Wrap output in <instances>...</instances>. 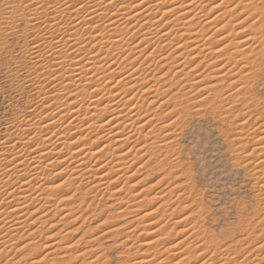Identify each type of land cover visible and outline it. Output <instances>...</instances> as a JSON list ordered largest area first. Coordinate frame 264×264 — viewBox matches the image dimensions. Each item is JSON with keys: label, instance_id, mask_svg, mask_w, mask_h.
Wrapping results in <instances>:
<instances>
[{"label": "rangeland", "instance_id": "1", "mask_svg": "<svg viewBox=\"0 0 264 264\" xmlns=\"http://www.w3.org/2000/svg\"><path fill=\"white\" fill-rule=\"evenodd\" d=\"M75 1L76 0H72V2L70 1L71 3L69 2V4L74 5L76 3ZM206 2L208 5L211 3V0H208ZM11 5L14 6L13 4H11ZM5 6H6V4H5L4 0H0V36H2L6 31L5 25L7 22H3V17H2V15H4L3 11H5ZM253 9H255V8H253ZM46 10L47 11L44 13L45 16L43 15V17L37 19L38 21L36 20V23L31 22L30 24L34 27L37 25L36 26L37 28H44L45 23L41 24L40 21L46 20L53 13V10L52 11H50L48 9H46ZM210 13H211V11H209L208 16L210 15ZM47 21H48V19H47ZM27 24H29V23L25 19H16V20H14V22H12V24L11 23L7 24V25H10V29H8V30H10L12 33V39H10L8 41V43L12 45V48L9 52V55H11L12 52L19 46L18 42L21 40V36L19 33H23L25 36H27V34L30 30V28L27 27ZM40 24H41V26H39ZM216 24H218L217 21L215 23H212L211 26L208 25L206 27L209 30L208 33L212 32L216 28V26H215ZM31 25H30V27H31ZM17 29H19V33L16 31ZM24 29L26 30V32ZM219 30L221 31V29H218L217 31L219 32ZM22 31H24V32H22ZM217 31L213 35V37H216L219 35ZM258 32L256 31V33L254 35H259ZM127 38L128 37H126V39ZM134 38L137 39V37H134ZM13 40L17 41V43H13ZM129 42H131V41L128 40L127 43H129ZM131 44H133V43H131ZM129 45H130V43L128 44V47H129ZM126 47H127V45H126ZM126 47H124V48H126ZM27 48H28V44H27V41L25 40L24 41V47L20 49V52L25 56L26 59L28 57V53L25 52L27 50ZM66 48H67L68 52H70V53L74 52L73 48H69V47H66ZM107 48L108 47L106 46V47H104L103 50L105 51V50H107ZM167 48L168 47H163V49L161 51L155 53V54H159L157 56V59L155 58L156 59L155 62H157V64L160 66L159 71H156L155 70L156 68L154 69V71L151 70L155 66H153L152 63H151V65H150V63H147L146 62L147 60L145 61V59L141 60L142 64H141V62L139 64H137L136 69H134V70H138L137 68H142V66L144 64V66H147L146 67L147 71H149V70L151 71V74L149 72L147 73V71H146L147 75L148 76L150 75L149 77L152 78V73H154L155 77L157 78V75L160 72V70H165V69L167 70V67L169 66L170 63L174 64L177 61L175 63V64H177L179 61L182 62V59H180V60L175 59L174 62H167V61H171L169 59L168 60L161 59V60L157 61L161 52L168 50ZM259 49H261V50L259 52L256 51V53H255V57L257 58L256 59L257 61L251 60V63L253 64V66L255 68L258 67L256 69L260 68L259 58L262 55L261 53H264V43H261V46L259 45ZM111 50H113V49H111ZM111 50L109 49V51L102 53V57L100 55L101 59L98 63L99 64L101 63V65H103V67H102L103 70L104 69L105 70L101 71V69L98 68V69H100L101 72L100 71H97V72L100 74H103L106 72L105 75L110 74V70L113 69L111 66L115 65V63L113 65H111L110 67H107V65L112 62V59L118 60V58H120L119 59L120 63L117 62L116 63L117 66L115 65L116 67L114 66V68H118V69L121 68L123 70L122 72L125 71L127 73V70L131 68V63L133 61H134L133 63H135V60L137 59L138 56L136 55V58H134L135 57V56H133L134 53L128 55L127 51H126V54L124 51V53L122 52L120 55L118 54L119 55V57H118L116 51L113 50V52H111ZM256 50H258V49H256ZM144 52L146 53L148 51H143L139 55L138 59L140 58V56H142V54ZM113 53H115L116 55L115 54L113 55ZM124 54L128 55V56H125L126 57L125 58L124 56H122ZM131 55H132V58H134L135 60L131 59V57H130ZM110 56H112V57L114 56L116 59L112 58ZM174 56L175 55H172V57H174ZM128 57H130L131 62L128 61L129 60ZM150 58L151 57H148L147 59L149 61H151L152 58L151 59ZM3 59H4V54L2 51V46H0V60H3ZM13 59H14V56H13ZM101 60H103V61L101 62ZM121 60H123V61L126 60L125 61L126 63H124ZM122 62H123V64H122ZM203 62H207V61L201 59L199 62L198 68H196L195 71L191 70L190 73H192V74L189 77H186L184 75L181 76V73L180 74L178 73L180 75V77L178 79V76H179L178 74H177L178 76L176 75V77H175V75L172 76L173 74L171 72L167 73L166 74L167 76L161 75V73H159L160 74L159 76H161V77L158 76L157 81H154L155 80L154 78L150 79L148 77H144L146 75V73L145 74L139 73L138 79L140 82L143 81L144 79H147V82L153 81L151 84H150V82H148L147 83L148 86H149V84L151 86L153 84L154 88H159L160 91H164L165 88L167 89V87H168V86L166 87V85L169 83L167 81H169L171 78H174V79L176 78L175 80L174 79L173 80L175 82H178V83H175L174 86L172 87V88H177L176 94L180 95L181 93L184 92L188 96V98H190L193 91H196V95H199L200 90L199 91L195 90V89H197V87H196L197 85H201V87H202L204 85L203 83L207 84V82H208L207 78H204V75L202 78L201 74H207L210 71L211 72L214 71L213 74H215L217 72V71H215L216 69L219 70L220 68H222L220 63H219L220 65L218 63L217 64H210V62L208 61L207 63H205L204 66H202L201 64ZM121 64L124 66H121ZM126 65H128V66H126ZM140 65H142V66H140ZM210 65L212 68L210 67ZM125 66L127 67V69ZM182 66L185 67L184 63L182 64ZM186 66H188V65H186ZM216 66L219 69L216 68ZM19 67L21 69V71L19 73H16L15 69H12V72H13V74H15L17 76V79L22 80L24 82L26 87H20L19 89H13L8 83V76H7L6 70L3 68L2 65H0V139L5 138L7 136V134H10L11 132L13 133V130H14L13 125L16 123V121L18 119H21L24 116L26 117L27 120H29V119L32 120L34 118L32 116L33 112L28 111L29 106H31L34 109L37 107V109H38V104H39L38 101L40 100L41 97H45V98L47 97L46 99H50V97L53 98L56 96V91H54V84L56 83V81L49 83V84L47 83V86L45 85V87H43L42 84H39V82H37L38 78L35 77L36 73L40 74V72H42L41 76H43L44 78L47 76V77H49L48 79H52V77H51L52 75L48 76L47 72H45L46 70L33 72V66H32V63L30 61L27 63L26 66L21 64V65H19ZM207 67H210V68H207ZM94 68L97 69L96 66ZM187 68L188 67H186V70H187ZM64 69L66 71H64ZM197 69H199V70H197ZM206 69H207V71H206ZM70 70H71V67H69L68 65H65L61 71H62V73H66V75H68ZM196 72L198 74H200V76ZM220 73L223 74V73H225V71L220 72ZM251 74H250L251 78H249L248 76L243 77L244 79H247V82H248V80L250 82L249 84L246 82V80H245L246 83L244 82L245 87L243 89V91H244V97L243 98L247 99L248 101L251 102V106L253 107V110L258 114L256 120H254L253 123H256L257 125L260 124V125L264 126V120L261 121V119H260V117L264 116V109H262V107H261V101H262V98H264V97H262V94H264V81H262L259 78L257 72L254 71ZM169 75H170V77H169ZM209 75L211 76V74H209ZM41 76H39V79H42ZM100 77H101V75H100ZM164 77H166V78H164ZM86 78L87 77H85V79L83 81H86L87 79H89V78H87V79ZM91 78H95V76H93ZM196 78H198V79H196ZM185 79H187V80H185ZM92 80H94V79H92ZM92 80L86 81V83H88V82L90 83V82H92ZM199 80H200V82H199ZM226 80H228L227 77L225 78L224 81H226ZM81 81L82 80H79V81L77 80V82H76V80L75 81L73 80V81L66 82V83H70V84L72 83L71 87L69 89L65 90V93H67L68 91L71 92V94L73 96L72 99L73 98H77V99L83 98L82 94H84V93H85L84 98L91 96L90 92H87L85 90L88 87L87 86L88 84H84L85 82L81 83ZM135 81L137 82L136 79H135ZM174 81H172V82H174ZM32 82L34 84H32ZM97 82H99V81L96 80V83ZM191 82L194 83L193 87H192L193 89L191 88L189 90V88H190L189 86H191V84H192ZM77 83H79V84H77ZM81 84H82V86H81ZM177 84L179 85V87H176ZM32 85H33V87H32ZM38 85H41V87L43 88V89L41 88V90H42L41 93H39V91L36 90V89H38ZM76 85H78L77 89L80 88V86H81V88H82L81 90H83V89L84 90L83 91H81L79 89L76 90L75 89ZM83 85H86V86L83 87ZM220 86H217V87L221 88L220 89L222 91L221 95H223L225 93L226 89H231V88L226 87L225 82L222 83ZM153 87H151V88H153ZM160 87H163V88L160 89ZM181 87H183L185 89H183L182 92L179 93L178 90H180ZM72 88L75 90L76 93L74 92V90ZM78 91L80 92V94ZM86 92L88 93L89 96L87 95ZM65 93H63V94L66 96L67 94H65ZM43 94H44V96H43ZM64 95H60V93L59 94L57 93L56 97L61 99L60 97H63ZM159 96H162V94ZM193 99H194V97H193ZM231 99L232 98L229 97V102ZM238 99H240V97H237V99H233L232 103L234 105H236ZM165 102H166V99H165ZM165 104H167V103H165ZM150 106L151 105H149V108H150ZM162 107H163V105L161 106V108ZM239 107H241V106H237V108H239ZM37 109L35 112H38ZM153 112H155V111H153ZM18 113H19V115H18ZM249 114L251 115V113H249ZM27 115L29 118L27 117ZM20 116H22V117L20 118ZM195 119L197 121L199 128L203 132L205 140H204L200 150H196V149H193L192 147H190V145H191V139L190 138H183L182 137V143H184V147H185V151L183 153V158L192 160V170L195 173L194 177L189 178L191 181L190 183L188 181H184L183 183H180V180L182 179V177L173 176L172 179H169L168 184H163V181L166 178H168L169 176H172V172L169 169L165 173L164 176H160V174H159L160 169L158 167L160 161L157 163V165H153L152 167H147V165L150 163V161H145V164L143 166H137L138 162L141 159H143L142 156L147 155L149 152L153 153L152 154L153 157H155L157 155V154H154L153 149H152L153 151L151 149H149V148H151L150 146H148V145H150V143L144 142V144L139 143V144L134 146V148L136 150L135 152L133 149H131L129 147L126 149V150H129L128 151L129 154L126 156L125 161L127 163L124 165L125 168L123 165H121L120 169H122L121 167H123L124 169L121 171L118 169L116 171V172L120 171L119 176L115 175L114 172L111 174L112 176L114 175L116 177L115 178L113 176L115 178V181H114V178L111 181L106 180L107 178H103V179H101L102 181H99L97 183L98 185H93L94 179L89 181V183L88 182L85 183V179H87L86 178L87 173L85 172L86 169L85 170L79 169V171H80L79 173L75 172V173H77V176L79 175L78 180H79L80 176L84 178L83 180L80 178L84 182L79 180V186H77L75 188V190L77 192H79V194H80L79 200H77L73 204L69 203V205H67L68 202H66L65 197H63L62 195H65V193L67 194L68 189H60V191L56 194V195H58V197L60 196L56 202V203H59L57 205L58 207L55 206L56 203L55 204L52 203L51 199L53 198V196H51V195H49L51 197V199L48 196V199L46 200L48 203L45 200H44V203L46 202L45 204L43 203V201H41L40 204L42 205V203H43V206H44L46 212L49 211V214H47V216H45V218L43 217L46 220L45 221L46 223L42 224V227H40L42 234H43L45 225L50 226L48 231L51 230V226H54L58 229V231L55 233V235L59 236V240L55 244H52L49 246L50 247V253L49 254L52 256L53 261H56V262L63 261L64 264H75V261L77 259H80V264H110L111 258H113V260H114L115 256H116V252L113 251L112 253H110V250H114L116 247H123L125 244H127V247L124 248V253H123L126 264H127V262H131V264H141L142 260L145 262V263L142 262L144 264H152L153 260H156V259H159L158 264H173L172 258H173L174 252H176V251L172 250L171 255L164 254V257L160 256V252L164 249H170V247L171 248L173 247L172 249H174V248L176 249V246H177L176 244H175V247H174V244H172L173 246L171 245V243L174 242L172 239H175L176 237H177L176 238L177 240L180 239L179 236L183 235L184 231H186V230L191 232L192 234H198L197 238L203 237L204 242L207 243L209 246H211L213 243H217V244L222 243V241L219 239L220 236H224V238L227 239L229 235H235L238 229L242 231L245 228H249L247 220L250 219L254 215H257L261 212H264V209L261 207V205H258V199L261 197V192H259V190H258V188H259L258 183H260V182L256 183L255 178L257 179V177H255L254 175L251 174L252 171L250 172V166L248 169H246L245 167L244 168L238 167L237 165L241 161L233 159L232 143L225 139L226 133L224 135H221V133L224 132L223 114L219 113L218 107H214L211 112H209L207 110V108H205L203 113L200 116L195 117ZM257 130H259V129H257ZM248 133H250V134H248L249 136H255V133L253 131H251V126L249 127ZM258 134H259V132H257V135ZM140 138L142 140L141 136H140ZM83 139H84V137H82V140ZM156 140L158 141L157 138H156ZM96 143H94V146L96 145ZM198 143H199V141H198ZM245 143H248V141L245 140ZM112 144H111L110 148L109 147L106 148L108 155H109V152L113 151V153H117V152H120L121 149H124V147L123 148L118 147V149H116V148H114V146ZM142 145H143V147H141ZM139 147H141V148H139ZM237 151H239V149ZM144 152H146V153H144ZM165 152H166V150H165ZM194 153H195V155H194ZM173 163H175V162H173ZM90 164H92V162ZM66 165H67L66 168H70V166H71L69 164H66ZM57 166H58V164H57ZM93 167H97V166H93ZM179 167H180V165L176 164V168H179ZM89 168H90V166H88V169ZM86 171L88 172V170H86ZM142 171H143V174L140 175ZM75 173H73V174H75ZM83 174H86V176H82ZM128 174H129V176H128ZM138 175H140V177H137ZM49 178L52 179V177H50V176H49ZM63 179H64V177H57L56 180L53 182H56L58 184H63L64 182L63 183L60 182V180H63ZM174 179H175V181H174ZM121 180L124 181V183H122L120 185V191H123V195H120V191L112 189V184L113 183H119ZM80 182H81V184H80ZM176 183H178V184H176ZM104 186H108V188H106ZM134 188H138L135 191H140V192H134L133 191ZM144 188L145 189L149 188V189H148V191L146 190V192H145ZM142 189L144 191H142ZM138 193L140 195L142 194L143 196H146V198H148V201L145 197L144 198L139 197L140 195H138ZM196 193H199V195L196 196L194 199V195ZM148 195H149V197H148ZM119 196H121V197H119ZM150 196H153V197H151L152 200H149ZM154 196H156V197H154ZM166 197H167V199H166ZM72 199H75V198L72 197ZM196 199H200V200L204 201V203L201 205V208L197 210V212H203L204 214L202 216H200L199 219H193L192 224L189 225V224H187V220L192 218L195 214L189 213L188 216L184 215V214H186L185 212L188 211V207H189L187 202L189 200H192V202L195 203ZM78 201H79V203H78ZM139 201L144 206L147 205L148 202L153 203V204L152 203H150V204H151V206L153 205L154 207H156L155 209L152 208L153 206L151 207V210L154 211L153 215H152V216H154L153 217L154 219L153 218H152V220L148 219L150 221H147V219L139 218L141 216L140 214L141 213L143 214V210L141 208L144 209V207H142L143 205L140 204ZM137 203L140 206H138ZM61 204H63V205L65 204L64 207H60ZM54 206L57 207V210H58L57 212H54L56 209V208H54ZM78 206L82 207V208L79 209ZM148 206H149V204H148ZM46 207H48V208L50 207V209H47ZM77 207L79 210L77 209ZM73 208H74V211L72 210ZM123 208H125V209H123ZM34 209H37V208H34ZM87 209H89V210H87ZM160 212H162V213H160ZM61 213L64 215H61ZM31 217L32 216H29L28 219L31 220ZM57 217H59V219ZM29 220H27L28 222H26V223H29ZM175 220L179 221L180 223L177 224L178 222H174ZM105 221L108 222V225H111V224L117 225V226L113 225L114 226L113 228L115 229V230H112L113 232L110 230L111 228L109 226H105ZM151 221L153 223H154V221L157 223V224L156 223L154 224V226H153L154 228H155V226L157 228V225L159 226L158 227L159 229L157 228V230H159V231H157L155 228V230L157 231L155 234H154L155 231L153 230L154 228L150 225L149 226L147 225ZM146 222H148V223L145 224ZM36 223L38 225L40 224L39 222H36ZM182 224L185 225L184 228L180 227ZM136 225H137V227H136ZM170 225H171V227H170ZM102 226H104V229H101V231H104L105 233L99 235L98 232ZM28 227H31V226L29 225ZM107 227H108V229H106ZM150 227H152V228L150 229ZM166 228H167V231H165ZM78 229L80 231H77ZM263 230L264 229H262V231ZM21 231H23V229L19 230V232L16 233V236H13L12 238L16 239L18 241L20 239ZM108 231H110V232H108ZM147 231L148 232L152 231L154 236L152 233H151L152 235L149 233H145ZM158 233H159V235H157ZM173 233H175V236H173ZM92 234L98 235L95 240L89 239L90 235H92ZM25 235H26V233H25ZM73 235H75V236L72 237ZM105 236L107 237V239H105ZM151 236H153V237L151 238ZM148 238L150 240L152 239L151 245L149 242V245L151 248H148L149 247L148 244H147L148 247H147V245H145L146 241L147 242L149 241ZM186 239H191V237H188ZM208 240H209V242H208ZM67 241L72 242V245L78 247L79 249L76 250V247L68 246ZM21 243H23V241H21ZM153 244H155L156 246L153 247ZM192 244L194 245L195 241H192ZM92 245H95V247H92ZM145 247H147L148 249ZM188 247H190V246L186 244V248L181 249V251L179 252V254L181 256L177 257V258H181V259L179 261H175L176 262L175 264H185V260L187 261V264H194V262L197 258L196 255H193L195 249L193 248L191 251H188L187 250ZM33 251H35V249H33ZM205 251H207V248H205ZM93 252H100V255H99V253H93ZM185 252H186V255H185ZM10 255H12V253H10ZM96 255H99V256H96ZM175 255H177V254H175ZM220 255L221 256L223 255V256H222V260L219 262V264H221V262H224V261L226 262L227 260H224L227 258L226 256H224L225 253H222ZM254 255H256V253H253V256L251 258L249 257L248 264H251V263L255 264L259 261L258 256H254ZM260 256H262V254H260ZM194 257H196V258H194ZM38 264H39V262H38ZM49 264H52V261H50ZM261 264H264V261Z\"/></svg>", "mask_w": 264, "mask_h": 264}, {"label": "bare ground", "instance_id": "2", "mask_svg": "<svg viewBox=\"0 0 264 264\" xmlns=\"http://www.w3.org/2000/svg\"><path fill=\"white\" fill-rule=\"evenodd\" d=\"M34 1L30 0V3L34 2V3L43 4L45 2H50L53 4V13L54 14L53 13H52V15L50 14L51 16H49V18H47L48 21L45 18L46 20L43 21V23H45L44 28H37L36 27L37 25L35 27L32 26L30 24L32 21L29 19V17L35 16L37 19H39V18L43 17V15L45 16L44 13L47 11L46 10L47 8H45L43 12L39 11L37 8H34V7L30 8V10H29L26 8H22L20 6L19 0H6V1L4 0L6 5L13 4L14 6H12L11 10H9V8H7L5 6V11H3L4 15H2L3 22H7L6 24H9V23L12 24V22H14V20H16V19H25L29 23V24H27V27L30 28L31 30H34V32H35L34 39L43 41V43L40 44V54H37L35 49H29V48H27V50L25 52L28 53V55L30 53L31 57L36 61V65H38V66H36V65L32 64L33 72L46 70L45 72H47L48 76L52 75L51 76L52 79H48L49 77H47V76L45 78L43 76H41L42 72H40V74L36 73L35 77L38 78L37 82H39V84H42L43 87H45V85L47 86V83L49 84V83L56 81V83L54 84V91H56V96H57V93L58 94L60 93V95H64L63 93H65V90H67L71 87L72 83L70 84V83H66V82L73 81V80L74 81L76 80V82H77V80L78 81L84 80L86 77L85 73L88 71L89 65H91V67L94 68L96 66V64L100 61V59H101L100 55H99V57H97V55L92 54L93 48H95V50L98 54L105 53V52L109 51V49L115 50L117 55L118 54L120 55L122 52L124 53V51L126 54V51H127L128 55L134 53V55H133V56H135L134 58H136V55L139 57V55L143 51H148L149 48H153V52L148 54V56L145 58V61L147 60L146 61L147 63H150V65L152 63V65L155 66L151 70L154 71V69L156 68L155 70L159 71L160 66L157 64V62H155V60L157 59V56L159 54H155V53L161 51L163 49V47H168L167 48L168 50L161 52L157 61L161 60V55H162L163 59L171 60V61H167V62H174L175 59H178V60L182 59V62L179 61L177 64H175L177 61L174 64L170 63L169 66L167 67L166 71L160 70L159 73H161V75H164V76H167L166 74L171 72L173 74L172 76L175 75V77L178 73L179 74L183 73L184 76L189 77L192 74V73H190V71L191 70L195 71V69L198 68V65H199V62L201 59L206 60L207 62L209 61L210 64H217V63L219 64L220 63L222 68L219 69L216 66V68H218L219 70L216 69L215 71H217V72L215 74H213L214 71H212V72L210 71L207 74H201L202 78L204 75V78H207L208 82H207V84L203 83L204 85L202 87H200L199 90L206 92L207 96L211 99L210 101L213 104H215L216 102L223 104V101L220 99L222 96L221 95L222 91L220 90L221 89L220 85L222 83L225 82L226 87L232 88V84L235 82H238L239 80H242L244 82L246 80V82H247V79L243 78L245 76L240 75V70L236 68V64L240 62L241 56H240L239 48L236 45L235 39H228L227 44L223 43V41L228 38V36L233 32L234 29L229 28L227 33L219 34V35L225 34L223 37H220L219 35L216 37H213V35L216 33V31L218 29L222 30V26L219 25V23H221V22H218V24L215 25L216 28L212 32L208 33L209 30L206 27L209 24L204 22V21H205V17L208 16L209 12L205 13L203 11L204 7L207 5L206 1H208V0H183V1L182 0H160L161 3H169V4H173V6L183 5V4H188L189 6L187 8H184L183 10H181L180 7H176V13H177L176 16L170 18L164 24L160 25L159 28H157L156 25L159 21V17L163 16L165 14V12L160 11L158 6H157L156 10H153L152 7H147L146 9L145 8H131V7H129L126 11L124 9L117 8V9H113L112 12H109L106 8H102L99 6L98 0H90V2L93 5V8L89 9L88 17H90V19H94L96 22L95 25H92L90 23V20L88 22H85V16L84 15L79 16L80 23H77L76 22V13L69 12V9L67 7L63 6L64 0H34ZM70 1L72 2V0H67V3H69ZM75 2L76 3L74 5L78 4L79 0H76ZM131 2H132V0H124V3H126V4H130ZM228 2L231 3V0H228ZM137 3H138V0H137ZM152 3H156V0H152ZM193 3L195 5L194 7L192 6ZM57 5H60V7L57 8L56 7ZM258 6L259 5L257 4L255 9H253L254 10L253 12L260 10ZM245 7L247 8L248 5L245 4ZM209 11H212V9H209ZM262 14H264V13H262ZM218 15L228 16V13L225 10V11L219 13ZM185 16H188V20L184 19ZM197 18H198V21L194 23L193 20H196ZM228 18L231 19L230 16H228ZM109 21H112V22H109ZM129 21H132V23H129ZM57 22H63L64 26L58 27ZM215 22H216V20L213 19L211 21V24L215 23ZM225 22L227 23V20ZM81 23H83V27L81 26ZM105 24L107 25L106 28L104 27ZM168 24H171L172 27L169 28ZM30 25H31V27H30ZM96 25L101 26L100 32L96 35H93V32L95 31ZM39 26H41V24ZM261 27L264 28V25H261ZM53 29L55 31H53ZM164 29H167V31L164 33V35H160V33ZM256 31L258 32L259 29H257ZM22 32H24V31H22ZM25 32H26V30H25ZM219 32H220V30H219ZM57 33L60 36L64 37V40L60 44V52L59 53H57L55 51V48H54L53 44L51 43L53 36L56 35ZM258 34H259V32H258ZM237 35H242V33H237ZM165 36H167L168 38L165 39ZM126 37H128L129 39L128 38L127 39L129 41H131V42H129L130 43L129 47H128L129 43H127L128 40L126 39ZM134 37H137V39H135ZM133 42H135V45L137 47H139V50H137V47H134L133 44H131ZM259 42L260 41H258L257 43L261 46V42L260 43ZM126 45H127V47H126ZM106 46L108 48H107V50L104 51L103 49ZM216 46H219L220 50H217ZM66 47L73 48L74 52L73 53L68 52ZM124 47H126L127 49ZM229 48H231L232 51H228ZM250 48L254 54L256 53V51L259 52L261 50V49L256 50L257 48L251 47V46H250ZM113 50H111V52H113ZM48 51L52 52V56H48V54H47ZM114 54L115 53H113V55ZM125 54L122 56H124V57L128 56ZM119 55H118V57H119ZM172 55H175V56L172 57ZM41 56H43V59H41ZM69 57H71V59H69ZM101 57H102V55H101ZM110 57H112V56H110ZM130 57H131V59L135 60L134 58H132V55ZM130 57H128L129 58L128 61H130ZM138 57H137V59H138ZM148 57L152 58V59L150 58L151 61H149L147 59ZM54 58L59 61L58 64L53 63ZM112 58H115V57L113 56ZM119 59L120 58H118V60ZM243 59L249 60V63H251V60L248 57H243ZM103 60H101V62ZM118 60L112 59V62L109 63L107 65V67H110L114 63L117 66L116 63L117 62L120 63V60L119 61ZM121 61H123V60H121ZM125 61H123V62L126 63ZM193 61H196V63H193ZM123 62H122V64H123ZM207 62H203L204 64L202 63L201 65L204 66L205 63H207ZM183 63H184L185 67L182 66ZM122 64H121V66H124ZM141 64H142V62H141ZM61 65H64V66L68 65L69 67H71V70L69 71L68 75H66V73H62L61 70L63 69V67H61ZM99 65H101V63ZM186 65H188V66H186ZM101 66L103 67V65H101ZM114 66H111L113 69L110 70V74H108V75H105L106 72L103 74L99 73V75H101V78L105 79L106 83L110 82L115 77H119L122 74L126 73L125 71H124L125 73L122 72L123 70L121 68H120L121 69L120 70L118 68H114ZM126 66H128V65H126ZM140 66H142V65H140ZM146 67L147 66H144V64H143L142 68H137V69H138L140 74H142V73L145 74L147 71ZM186 67H188L187 70H186ZM210 67H211V65H210ZM210 67H207V68H210ZM256 68H258V67H256ZM126 69H127V67H126ZM199 69H197V70H199ZM95 70H96V72L100 71V69H98V68ZM64 71H66V70L64 69ZM136 71L137 70H133V75L135 74ZM206 71H207V69H206ZM223 71H225V73H223V74L220 73ZM148 72L151 74L150 70L147 71V73ZM53 73H55V76H53ZM147 73L144 77L150 78L149 77L150 75L148 76ZM159 73L157 75V78L155 77V74L152 73V78L155 79L154 81H157L158 76L160 75ZM209 74H211V76ZM198 75L200 76V74H198ZM39 76H41L42 79H39ZM77 76H79L80 79H77ZM125 76L127 79H129L131 81L132 86L137 88V92L133 93V97L136 98V105L133 106V108L135 109L136 115L132 114L133 109H127V110H125V113L123 115L119 116V122L116 125V127L118 128V131H116L113 134V129H108L107 137L109 138V144L102 145V148L104 149V155L103 156L99 155L100 150L96 149L94 146V143L97 142L96 139H93L92 142L89 144H84L81 141L82 137L79 136L78 133L80 131H84L85 135L87 137H94L97 133H99L100 135H104L103 133L100 132V127L97 126L96 120L91 119L90 113L92 115H94L97 112H99L101 115H108L109 120L115 119L116 116L115 115H109V113L106 111V108H99L98 107L96 109H93L91 103L88 102V99H87L88 97L84 98L85 93L82 94L83 98H78V99L77 98L72 99L73 96H72L70 91L65 93V94H67L66 96L64 95L63 97H60L61 99H59L56 96L53 98L50 97V99H46L47 97L46 98L41 97L40 100L38 101L39 102L38 109L35 106L36 107L35 111L37 109L38 112L33 113L32 116L34 118L32 120H30V119L27 120L24 115H23L24 116L23 118H21L22 116H20L21 119H18L16 121V123L13 125V127H14L13 133L11 132L10 134H7V136L5 138H3V143H0V240L4 239L3 229H6V227H7V225H5V223H4L5 220H7L8 224H10L12 226V229L15 231V233H18L19 230H21L20 225H23L24 227H28L29 225L31 226L30 223H26V222H28L27 220H29L28 217L32 216L34 211L39 210L42 213V215L39 216L37 221H36V222L40 223L38 225V227L40 228V227H42V224L46 223L45 222L46 220L44 218H45V216H47V214H49V211L46 212V210L43 206V203H44V200L46 201L48 199L49 195H46L45 193L49 191L51 185H49L47 183V181L50 180L49 177H46L44 179H40V177L43 176V174L46 170L45 161H44L45 156H49V157H46L45 159H52L54 162L59 164L58 157H62L64 151L71 150L69 152V159L70 160L73 158V153H75L76 155H79L80 151H84L85 155L81 158L83 160V163H81V159H75L74 160V163L76 164L75 168H72L71 163H66V164L71 165L70 168H72L73 173L77 172V170H79V169L88 170V172L85 170V172L87 173V177H86L87 179H85V183L86 182L89 183V181L94 179L93 185H98L97 183L99 181H102L101 179L107 178L108 175H111L113 172H116L118 169L120 171L123 170L125 168L124 165L127 163L125 160H126V156L129 154L128 153L129 150H126L123 153H121V151L117 152V153H113V151H112V152H109V155H108L106 148L109 147V145H111L113 143L112 145L114 146V148L118 149V147L115 146L118 144L119 148L124 147V149H127L130 146V144L135 146L139 143L144 144V142H148L149 133H144L141 135V131H140L141 128L147 127V123L140 124L139 127H137L136 125H137V123H140L138 121L139 119H143L145 116L148 115L149 105H151L153 102H155L157 96L162 94V96H165V99H166V102L164 100L165 103H172L173 109H170V111L174 110L178 104H182L184 102V100L188 98V96L184 92L181 93L182 90L185 89L183 87H181L180 90H178L179 93H181V94L180 95L176 94L179 97V100H177L176 95H174L172 97L166 96V93L169 90H171V88L174 86V84L178 83V82L174 81L176 78L175 79L171 78L169 80L168 78L170 77V75L167 78L169 80V81H167V82H169L168 83L169 85L168 84L166 85V87L167 86L168 87H167V89L165 88L164 91H160L159 88H154L153 84L151 86L150 84L153 81H151V82L148 81V82H150V84H149L147 89H144L143 84L148 83L147 79H144V80L142 79L143 81H141L139 84H137L135 79H132V76H129L127 73L125 74ZM159 77H161V76H159ZM178 77H180V75ZM226 77L228 78V80L224 81ZM152 78H150V79H152ZM164 78H166V77H164ZM92 79L95 80V78H89L86 81H91ZM196 79H198V78H196ZM94 80H92V82ZM185 80H187V79H185ZM86 81H84L85 82L84 84L89 83V82L86 83ZM172 81H174V82H172ZM94 82L96 83V80ZM199 82H200V80H199ZM247 83L248 84L250 83L249 80ZM32 84H34V83L32 82ZM77 84H79V83H77ZM96 84L99 87V82H97ZM193 84L194 83H192L191 86H189L190 87L189 90L193 87ZM77 86L78 85H76V88H75L76 90L82 89L81 88L82 84H81L80 88H78V89H77ZM85 86L86 85H83V87H85ZM177 86H178V84H177ZM217 86H220V87H217ZM32 87H33V85H32ZM151 87H153V88H151ZM41 88H42L41 85H38V89H36V90L39 91V93H41V91H42ZM162 88L163 87H160V89H162ZM83 90H81V91H83ZM127 90H129V86L127 84H125L124 89L122 91H127ZM195 90H197V89H195ZM74 92H75V90H74ZM153 92L155 94L149 95L150 93H153ZM79 94H80V92H79ZM87 95H88V93H87ZM90 95H91V93H90ZM43 96H44V94H43ZM107 97L109 100L113 99L111 89L108 90ZM44 101H48V103L52 109L51 111H49L48 108H46L44 106ZM98 103H99V101L97 100V104ZM115 103L117 105H119L120 108H124L125 103L130 104L131 101L130 100H124L123 96L121 95V99L116 100ZM73 105H76V108L74 111L72 110ZM115 111L116 110L114 109V112ZM81 112H83L82 116L80 115ZM49 116L54 117V119L51 122L45 124V122L48 121ZM155 116H156V112H152V117H155ZM27 117H28V115H27ZM71 117H72V119L67 122L66 120H68V118L70 119ZM159 118L163 119V116H160ZM98 119H100V116H97V120ZM146 119H147V117H146ZM85 120L89 121V123L87 125L84 124ZM62 121H65V123L61 124ZM148 122H151V118H149ZM54 125H60V126L56 127ZM120 125H123V127H121ZM157 127H158V125H153L154 129ZM33 128H35L34 136L40 138V143L36 144V146H35L37 149L42 150L39 155L33 154V151L27 148V142H22V136H23L22 130L31 131ZM69 128L72 129L71 132H69ZM46 129H49L48 130V137H49V139H51L50 144H49L48 140H45L43 138V133L45 132ZM129 129H130V131H129ZM133 134H135V138H133ZM248 134H250V133H248ZM27 135H31V132L26 133L25 138H27ZM73 135H76V140H74V141L70 139L71 136H73ZM140 136L142 137V140H141ZM152 139H153V143H150V145H148V146L151 147L149 149L154 150V151L152 150L154 152V154H157L156 149L154 147V144L159 143V141L156 140V137H153ZM141 141H143V143ZM13 143L18 144L17 149L12 147ZM76 143H80V149L79 150L75 148ZM5 144H7L8 147H5ZM141 147H143V145ZM141 147H139V148H141ZM18 149H19V151H17ZM131 149H133V148H131ZM94 150H95V154L97 157L96 159H92V154H93ZM165 150H166L165 155H167V151H168L167 146H165ZM258 150L261 152H264V148H260ZM135 151L136 150H134V152ZM20 152L25 153L24 160L22 161L23 166H18L17 168H13L11 170V176H9L8 175L9 173L5 169V164L8 163V161L12 159L13 155L18 157V159H23V157H19ZM144 153H146V152H144ZM29 156L31 157L33 163L40 166L39 171L36 168L31 167V165L28 161ZM100 161H104V167H108L109 163H111V166L108 167V172L105 173L103 176L99 175V173L103 171V168L93 167V166H97L100 163ZM91 162H92V164H90ZM13 163H16V161H14ZM85 165H87V168H85ZM121 165H123L124 168L121 167L122 169H120ZM88 166H90L89 169H88ZM249 166H250V172L252 171L251 174L254 175L255 177H257V179H258L257 180L255 178L256 183L260 182V183H258L259 186L258 185L257 186L259 187L258 190H259V192H261V197H262V196H264V169L261 168L259 163H255L253 161H249L245 168L248 169ZM21 169L25 175H28L29 173H31L30 179L32 177H36L37 180L39 181V186L34 187L32 190L31 198H29L28 195H25L23 193H18V191H19L18 189H13L14 187L17 186V184L20 183V173H18V172ZM120 171H118V172H120ZM75 174H77V173H75ZM78 176H77V179H78ZM82 176H86V174H83ZM128 176H129V174H128ZM27 178L28 177H23L22 179H27ZM80 178L82 180L84 179L81 176H80ZM80 178H79V180H81ZM115 178H114V181H115ZM68 179L69 178L66 177L64 182H67ZM106 180H108V179H106ZM174 181H175V179H174ZM15 182H16V184H13ZM82 182H84V181H82ZM35 183H37V181H33V184H35ZM53 183H56V182H53ZM80 184H81V182H80ZM176 184H178V183H176ZM24 187L27 188L26 185ZM104 187L108 188V186H104ZM148 189L149 188H147V189L144 188L145 192H146V190L148 191ZM6 190L11 195H14V196L18 195L17 199L21 200L22 203H25V206L23 208H21V205L19 203H17V199H12V197H9L10 200L8 201V203H11V205H9V206L14 207V209H9L8 204L3 203V201L5 199L4 193ZM28 190L31 191V189H28ZM144 190L142 189V191H144ZM118 191H120V190H118ZM138 195H140V194L138 193ZM119 197H121V196H119ZM139 197H143V198L145 197L146 198V196H143L142 194ZM148 197H149V195H148ZM151 197H153V196H150V198ZM154 197H156V196H154ZM261 197L258 199V205H261V207L264 209V200H262ZM49 198L51 199L50 196H49ZM53 198L51 200H53ZM150 198H149V200H152V198L151 199ZM146 199L148 201V198H146ZM166 199H167V197H166ZM41 201H43L42 205L40 204ZM140 201H139V203L142 204ZM78 203H79V201H78ZM150 203H152V202H150ZM150 203L148 202L149 206H148V204L145 206L142 204L143 205L142 207H144V209L141 207L140 208L143 210V214L141 213L140 214L141 216L139 218L147 219V221L152 220V218L154 217V216H152L154 211L151 210V207L153 205L151 206ZM58 204L59 203H56L55 206H57ZM67 205H69V203ZM137 205H138V203H137ZM55 206H54V208H56V209H55V211L54 210L53 211L57 212L58 206L57 207H55ZM138 206H140V205H138ZM78 207H77V209H78ZM28 208H30V209H28ZM31 208L32 209L37 208V209H34L32 212H28L27 209L31 210ZM46 208L50 209V207L49 208L46 207ZM80 208H82V207H79V209ZM152 208L155 209L156 207L153 206ZM16 209L20 210V212L22 214L16 215L15 214ZM123 209H125V208H123ZM72 210L74 211V208ZM87 210H89V209H87ZM160 213H162V212H160ZM25 216L27 218H25ZM148 219H150V220H148ZM176 220L174 222H178L177 224H179L180 222L176 221ZM147 223L148 222H146L145 224H147ZM155 223H156L155 221H154V223L151 221L147 225L148 226L150 225L153 227ZM113 225L114 224L109 225L111 228L110 229L111 231L115 230L113 227L116 224L114 226ZM136 227H137V225H136ZM152 227H150V229ZM158 227L159 226L157 225V228ZM155 228H156V226H155ZM155 228L153 229L155 231L154 234L157 231H159V230H157V228H156V230H157L156 231ZM106 229H108V227ZM108 232H110V231H108ZM145 233H149V234L152 233L153 234L152 231L151 232L147 231ZM154 234H153V236H154ZM153 236H151V238ZM9 238H11V234H9ZM148 240H150V239L148 238ZM208 242H209V240H208ZM147 244L149 245V241L148 242L146 241L145 245H147ZM148 245H147V247H148ZM150 245H151V242H150ZM150 245L148 248H151ZM147 247H145V248H147ZM174 247H175V244H174ZM172 248L170 247V249H172ZM172 250L175 251V248ZM175 254L178 255L179 252L178 253L174 252L173 256H176ZM220 254H222V253H220ZM254 256H258V259L261 263L264 261V255L260 256L259 252H256V255H254ZM194 258H196V257H194ZM214 259H216V258H214ZM224 260L228 261V257ZM259 261L257 263H255L256 262L255 261L254 263L255 264H261ZM142 262H144V261L142 260ZM142 262H141V264L145 263V262L144 263H142ZM221 264H225V261L221 262Z\"/></svg>", "mask_w": 264, "mask_h": 264}, {"label": "snow or ice", "instance_id": "3", "mask_svg": "<svg viewBox=\"0 0 264 264\" xmlns=\"http://www.w3.org/2000/svg\"><path fill=\"white\" fill-rule=\"evenodd\" d=\"M19 3L22 8H26L29 10L32 7L37 8L41 12H43L45 8L49 9L50 11L53 10V4L50 2L40 4L30 3V0H19ZM98 3L100 7L106 8L109 12H112L113 9L117 8L124 9L126 11L129 7L145 9L147 7H152L153 10H156L158 6L159 10L165 12V14L159 17V21L156 25L157 28H159L160 25L164 24L170 18L176 16V7H180L181 10H183L184 8H187L189 6L188 4L173 6V4L161 3L160 0H156V3H152V0H138V3L137 0H132L130 4L124 3V0H98ZM245 4L248 5L247 8L245 7ZM257 4L259 5L260 10L253 12V8H255ZM63 6L67 7L69 9V12L76 13L77 23H80L79 16L84 15L85 22H88L90 20V23L92 25H95V20L88 17L89 9L93 8L90 0H79V3L76 5L69 4L67 3V0H64ZM192 6H195L194 3ZM6 7L11 10L12 5L8 4L6 5ZM56 7L59 8L60 5H57ZM209 9H212V11L209 16L205 17L204 22L208 23L210 26L213 19H215L217 22H221L219 23V25L222 26V30L218 34L227 33L229 28L234 29L233 32L228 36V38L223 41V43L227 44L228 39H235L241 56L240 62L236 64V68L240 70V75L248 76L249 78H251L250 74L255 71L258 73L259 78L264 81V53H262L261 57L259 58V69H256L252 63H249V60L243 59V57H248L250 60L255 61L257 58L251 51L250 46L255 47L259 50V44L257 43V41L264 43V28L261 27V25H264V14H262L264 13V0H231V3H229L228 0H211V3L205 6L203 11L205 13H208ZM225 10L227 11L228 16H230L231 19H229L228 16L218 15ZM29 19L33 23H36L37 18L35 16H31L29 17ZM184 19L188 20V16H185ZM226 20L227 23L225 22ZM197 21L198 18L196 20H193L194 23ZM40 23L43 24V21H40ZM129 23H132V21H129ZM57 26L63 27V22H57ZM81 26L83 27V23H81ZM5 27V33L0 36V46H2V51L4 54V59L0 60V65H2L6 70L8 83L13 89L26 87L24 82L17 79V76L13 74L12 69H15L16 73H19L21 71L19 65L21 64L26 66L30 61L33 65H36V61L31 57V54L29 53L26 59L25 56L20 52V49L24 47V41L26 40L28 48L35 49L37 54H40V44L43 43V41L34 39L35 32L31 29L29 30L27 36H25L23 33H19V29H17L16 31L20 34L21 40L18 42L19 46L12 52L11 55H9L12 45L9 44L8 41L12 39V33L10 30H8L10 29V25L6 24ZM100 27V25H96L93 35H96L100 32ZM104 27L106 28L107 25L105 24ZM168 27L171 28L172 25L168 24ZM257 29H259V35H254ZM53 31L55 30L53 29ZM166 31L167 29H164L160 33V35H164ZM237 33H242V35H237ZM224 35L225 34L219 36L223 37ZM167 38L168 37L165 36V39ZM63 40L64 37L60 36L58 33L54 35L51 40V43L53 44L57 53L60 52V44ZM13 43H17V41L13 40ZM133 46L137 47L135 45V42H133ZM216 47L217 50H220L219 46ZM137 50H139V47H137ZM228 51H232V49L229 48ZM151 52H153V48H149L148 52L143 53L139 59L135 60V63L131 64V68L127 70V74L129 76H132V79H136L137 84L140 83L138 79L139 71L137 70L133 75L132 70L136 69V65L139 64L141 60H144ZM47 54L48 56H52L51 51H48ZM92 54L97 55V57H99V55H102L98 54L95 48H93ZM41 59H43V56H41ZM69 59H71V57H69ZM161 59H163L162 55ZM53 63L58 64L59 61L54 58ZM193 63H196V61H193ZM61 67H64V65H61ZM96 67L100 68L101 71H103L101 65L97 64ZM164 71H166V69ZM182 75L183 73H181V76ZM53 76H55V73H53ZM85 76L88 78L95 76V79L99 81V87L95 82H90L88 83V87L86 89L87 92L91 93V96H89L87 99L88 102L91 103L92 108H106V111L109 113V115L116 116L115 119L109 120L108 115H101L99 112L94 115L90 113L91 119L96 120L97 126L100 127V132L104 135H100L99 133H97L94 137H87L84 131H80L78 133L79 136L84 137V139L82 140V143L84 144H89L93 139H96L98 142L96 143L95 148L99 149V155L103 156L104 149L102 148V145L109 144V138L107 137L108 129H113V134L118 131L116 125L119 122V116L123 115L125 113V110L133 109L132 114L136 115L135 109L133 108V106L136 105V98L133 97V93L137 92V88L132 86L131 81L127 79L124 74L119 77H115L110 82L106 83L105 79L101 78L99 73L96 72V70L92 68L91 65H89V69L85 73ZM77 79H80L79 76H77ZM83 82L84 81L82 80L81 83ZM125 84L129 86V90L122 91ZM177 87H179V85ZM200 87V85H197V90H199ZM244 87V81L242 80L233 83L232 88L226 89L225 93L220 98L223 101V104H220L219 102L213 104L204 91H199V95H196V91H193L190 98L185 99L182 104H178L177 107L171 111L170 109H173L172 103L165 104V96H157L155 102L151 104L148 110V115L143 119H139L138 121L140 123H137L136 125L137 127H139L140 124L147 123V127L141 128L140 131L141 134L149 133L148 143H153V137H156L158 139L159 143L154 144L157 155L153 157L152 153L149 152L147 155L143 156V159L138 162L137 166H143L145 164V161H150L147 167H152L153 165H157L158 161H160L158 165L160 169V176H164L169 169L172 172V176L166 178L163 181V184H168L169 179H172L173 176L182 177L180 183H183L184 181H188L190 183L191 181L189 178L194 177L195 173L192 170V160L183 158L185 147L184 143H182V137L190 138V147L196 150H200L205 137L203 135V132L199 128L195 117L200 116L205 108H207V110L211 112L214 107H218L219 113L223 114L224 132L221 133V135H224L226 133L225 139L232 143L233 159L241 161L237 166L244 168L249 161H253L255 163H259L261 168L264 169V152L258 150L260 148H264V126L253 123V121L256 120L258 114L253 110L251 102L243 98ZM143 88L147 89L148 84L144 83ZM109 89L112 90V100H109L107 97ZM153 94L155 93L153 92L149 95ZM175 94L176 88H172L166 93V96L172 97ZM121 95L123 96L124 100L131 101L130 104L125 103L124 108H120L119 105L115 103L116 100L121 99ZM229 97L232 98L230 102ZM237 97H240V99H238L237 104L234 105L232 103V100L237 99ZM262 97H264V94H262ZM176 98L177 100H179L178 96ZM97 100L99 101L98 104ZM161 105H163L162 108L160 107ZM44 106L48 108L49 111L52 110L48 101H44ZM237 106L241 107L237 108ZM261 107L262 109H264V98H262ZM75 108L76 105H73L72 110L74 111ZM114 109L116 110L115 112ZM28 111L34 113L35 109L29 106ZM153 111L156 112L155 117H152ZM249 113H251V115ZM80 115L82 116L83 112H81ZM97 116H100V119L97 120ZM160 116H163V119H160ZM149 118H151V122H148ZM53 119L54 117L49 116L48 121L45 122V124L51 122ZM71 119L72 117L70 119L68 118V120L66 121L68 122ZM260 119L264 120V116L260 117ZM64 123L65 121L61 122V124ZM88 123V120L84 121L85 125H87ZM153 125H158V127L154 129ZM54 126L59 127L60 125ZM120 126L123 127V125ZM250 126L251 131L255 133V136L248 135ZM49 129L45 130V132L43 133V138L45 140H48L50 144L51 139H49L48 137ZM71 131L72 129L69 128V132ZM22 132V142H27V148L32 150L33 154L39 155L42 150L35 147L36 144L40 143V138L34 136L35 128H33L31 131L22 130ZM29 132H31V135H27V138H25V134ZM257 132H259L260 134L257 135ZM133 138H135V134H133ZM70 139L73 141L76 140V135L71 136ZM245 140H247L248 143H245ZM141 142L143 143V141ZM0 143H3V139H0ZM17 145L18 144L13 143L12 147L17 149ZM115 146L119 147L118 144ZM165 146H167L168 150L167 155H165ZM5 147H8V145L5 144ZM110 147L111 145H109V148ZM75 148L79 150L80 143H76ZM129 148H133V150H135L132 144H130ZM238 149L239 151H237ZM17 151H19V149ZM70 151L71 150L64 151L62 157H58V166L57 163L52 159H45L49 156H45L44 158L46 170L43 176L40 177V179H44L49 176L52 177V179L47 181V183L51 185V187L45 194L52 195L54 197V199L52 200L53 204H55L60 197L56 195L60 191V189H68L67 194L62 195L63 197H65V200L68 203H75L80 198L79 192L75 191V188L79 186V180L76 178L77 174H73L72 168L76 167L74 160L81 159L85 155V152L80 151L79 155L73 153V158L70 160ZM125 151L126 149H121V153ZM24 156L25 153L20 152L19 157H23V159H18V157L13 155L12 159L5 164V169L9 173V176H11V170L13 168L23 166L22 161L24 160ZM96 158L97 157L94 150L92 159ZM14 161H16V163H13ZM28 161L31 167L36 168L39 171L40 166L33 163L30 156L28 157ZM66 163H71L72 168H66ZM81 163H83L82 159ZM176 164H179L180 167L176 168ZM110 166L111 163H109L108 167ZM97 167L103 168V171L99 173L100 176H103L108 172V167H104V161H100ZM85 168H87V165H85ZM78 172L79 170H77V173ZM18 173H20V183L17 184V186L13 189H18V193H23L31 198L32 190L34 187L39 186V181L36 177H32L30 179L31 173L25 175L22 169ZM114 174L119 175L120 173L114 172ZM142 174L143 171L140 175ZM140 175H138L137 177H140ZM23 177L28 178L22 179ZM57 177H64V179L60 182H64L65 177H68L69 179L63 184L53 183V181H55ZM107 179L111 181L113 179V176L109 175ZM33 181H37V183L33 184ZM122 183H124L123 180H121L119 183H113L112 189L120 190V185ZM13 184H16V182ZM25 185L27 186V188L24 187ZM28 189H31V191H29ZM136 189L138 188H134L133 191L139 192L135 191ZM120 195H123V191H120ZM198 195L199 193H196L194 195V199ZM4 196L5 199L3 203H7L9 206L11 205V203H8V201L10 200L9 197H12V199H17L18 195H11L6 190ZM72 197H74L75 199H72ZM261 199L264 200V196H262ZM17 203L21 205V208L25 206V203H22L21 200L17 199ZM187 203L189 207L188 211L185 212L186 214L184 215L188 216L189 213L195 214L192 218L187 220V224L191 225L193 219H199L200 216L204 214L203 212H197V210L201 208V205L204 203V201L196 199L195 203H193L192 200H189ZM60 207H64V205L61 204ZM9 209H14V207L9 206ZM28 209V212L33 211L32 208L31 210ZM15 214L21 215L22 213L20 212V210L16 209ZM41 215L42 213L39 210L33 213L31 220H29L31 227H24L23 225H20V228L23 229V231H21L20 239L18 241L12 238L13 236H16V233L12 229V226L8 224L7 220L4 221L7 227L6 229H3L4 239L0 240V264H38V262L39 264H49L50 261H52V264H64L63 261H53L52 256L49 254V246L55 244L59 240V236L55 235L58 229L54 226H51V230L48 231L50 226L45 225L42 234L41 229L36 223L38 217ZM61 215L64 214L61 213ZM25 218L27 217L25 216ZM57 218L59 219V217ZM247 223L249 225V228H245L242 231L238 229L235 235H229L227 239H225L224 236H220L219 239L222 241V243H213L211 246H209L204 242L203 237L197 238L198 234H192L191 232L186 230L184 231L183 235L179 236L180 239L177 240V237L175 239H172L174 242L171 244H177V247L175 249L176 252H180L181 249H185L186 244L190 246L187 249L188 251H191L194 248L195 251L193 254L197 256L194 264H219V262L222 260L220 253H225L224 256L228 257V261H226L225 264H248V259L249 257L253 256V253L259 252L260 254L264 255V231H262V229H264V212L252 216L247 220ZM105 226H109L107 221H105ZM180 227L184 228L185 225L182 224ZM101 229H104V226L99 229V235L104 233V231H101ZM77 231L80 230L78 229ZM165 231H167V228ZM9 234H11V239L9 238ZM157 235H159V233ZM74 236L75 235H73L72 237ZM97 236L98 235L92 234L90 235L89 239L95 240ZM173 236H175V233H173ZM188 237H191V239H186ZM105 239H107L106 236ZM21 241H23V243H21ZM151 241L152 239L149 240V242ZM192 241H195L194 245H192ZM67 245L76 247L72 245V242L69 241H67ZM155 246L156 245L153 244V247ZM92 247H95V245H92ZM126 247L127 244H125L123 247H116L114 250H110V253H112L113 251L116 252L115 259L113 260V258H111L110 264H126L123 255L124 248ZM205 248H207V251H205ZM33 249H35V251H33ZM77 249L79 248L76 247V250ZM10 253H12V255H10ZM93 253H99L100 255V252ZM171 253L172 249H164L160 252V256H164V254L171 255ZM177 257H180V255L173 256V264H175V261H179L181 259ZM75 264H80V259H77L75 261ZM127 264H131V262H127ZM152 264H158V259L153 260ZM185 264H187L186 260Z\"/></svg>", "mask_w": 264, "mask_h": 264}]
</instances>
